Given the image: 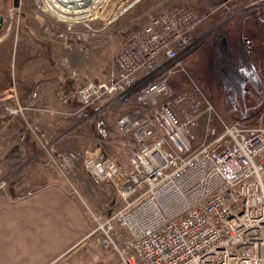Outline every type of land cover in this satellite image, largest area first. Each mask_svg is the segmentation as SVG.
Here are the masks:
<instances>
[{"label":"built area","instance_id":"obj_1","mask_svg":"<svg viewBox=\"0 0 264 264\" xmlns=\"http://www.w3.org/2000/svg\"><path fill=\"white\" fill-rule=\"evenodd\" d=\"M245 7L264 19V0H250ZM209 16L184 6L151 17L125 35L109 80L90 79L77 90L83 109L98 114L125 109L116 127L129 149L126 163L98 150L62 155L68 164L63 168L73 170L81 160L96 183L115 186L120 208L108 217L94 215L87 239L114 251L117 264H264L261 102L241 105L245 87L227 85V115L233 119L227 124L198 83L192 81L187 90L170 84L185 73L184 58ZM81 21L88 22H76ZM251 88L262 96L264 81L254 80ZM81 115L89 116L85 110ZM97 133L108 138L103 119Z\"/></svg>","mask_w":264,"mask_h":264},{"label":"crops","instance_id":"obj_2","mask_svg":"<svg viewBox=\"0 0 264 264\" xmlns=\"http://www.w3.org/2000/svg\"><path fill=\"white\" fill-rule=\"evenodd\" d=\"M244 20L243 35L261 55L258 61L263 69L264 19L250 14ZM231 32L232 36L237 34V30ZM5 48L1 42L0 174L1 163L11 164L7 175L13 173V181L0 187V264H57L90 240L87 236L94 215L108 217L122 203L110 182L96 183L82 174L76 188L59 176L48 179V167L44 165L54 164L64 173L60 167L62 155L78 149L80 153L98 150L106 158L126 163L129 149L123 147L125 139L116 127L125 109L98 114L93 108H82L77 90L89 80L88 75L93 73L92 77L106 81L114 67L96 75L88 66L95 57L79 46H65L26 30L12 49ZM5 51L4 56L1 53ZM21 108V112H10ZM84 110L88 117L81 115ZM100 119L106 122V139L97 133ZM3 149L18 153L4 155ZM80 161L68 172L78 173ZM29 165L36 169L40 182H25L27 172L22 169ZM103 251L107 264L118 263L114 251Z\"/></svg>","mask_w":264,"mask_h":264},{"label":"rangeland","instance_id":"obj_3","mask_svg":"<svg viewBox=\"0 0 264 264\" xmlns=\"http://www.w3.org/2000/svg\"><path fill=\"white\" fill-rule=\"evenodd\" d=\"M93 1L88 4L92 5ZM249 1L103 0L97 9L92 11V15L85 18L88 22L72 23L59 19L48 4L44 3L45 0H0V18H4L0 31V43L5 44V50L12 49L21 33L28 30L34 31L40 36L49 37L65 46L77 45L87 55L95 57L92 65L89 62L88 66L98 75L103 70H110L111 66L115 67L113 62L128 32L144 26L151 17L162 11L184 6L194 7L199 11L210 13V16L199 28L198 43L184 58L185 73L175 76L173 80L171 79L170 84L176 90H187L191 87L192 81L198 83L207 93L219 115L229 124L233 119L227 115L230 107V100L227 99L225 89L227 85L236 84L238 88L237 84L243 85L246 89V98L241 101V105L256 106L261 102L259 109L263 108V110L258 113V116H264V94L258 97L251 96L254 93L251 88L252 82L257 79L264 80V68H259L258 56L260 54L256 53L253 43L244 37L242 32L244 23H247L244 18L249 17L252 13L250 8L245 7ZM232 15L234 17L230 18ZM232 29L237 30L235 36L231 35ZM262 52L264 54V51ZM1 54L5 56L7 53L5 51ZM259 69L263 71L259 73ZM113 70L115 71V68ZM88 76L89 80L99 79L92 77L95 76L93 73ZM205 122L206 118L202 120L198 128L200 139L204 133ZM214 125L219 132L222 131V125L216 122ZM79 150L73 151L79 152ZM67 152H72V150ZM88 152L90 151H83V153ZM16 153H10L8 149H3L4 155ZM1 164L3 170L0 174V183H12L13 173L8 175L7 173L13 166L8 163ZM82 164L80 161V171L77 173L68 172L71 169L63 168V165L67 167L68 164L62 162L60 167L65 174L54 164L44 166L48 167L46 174L48 179L59 176L77 188L78 176L87 174L82 169ZM26 168L22 169L23 172H27L25 182H32L34 179L36 182H40L36 179V169L32 165ZM100 249L93 244L92 240H87L83 246L64 257L57 264H107L102 256L104 251Z\"/></svg>","mask_w":264,"mask_h":264},{"label":"bare ground","instance_id":"obj_4","mask_svg":"<svg viewBox=\"0 0 264 264\" xmlns=\"http://www.w3.org/2000/svg\"><path fill=\"white\" fill-rule=\"evenodd\" d=\"M90 1L92 0H45L44 3H47L62 21L75 23V20L91 16L92 11L97 9L103 0H94L92 5L88 4Z\"/></svg>","mask_w":264,"mask_h":264},{"label":"water","instance_id":"obj_5","mask_svg":"<svg viewBox=\"0 0 264 264\" xmlns=\"http://www.w3.org/2000/svg\"><path fill=\"white\" fill-rule=\"evenodd\" d=\"M3 23H4V18L1 17L0 18V31H1L2 27H3Z\"/></svg>","mask_w":264,"mask_h":264}]
</instances>
